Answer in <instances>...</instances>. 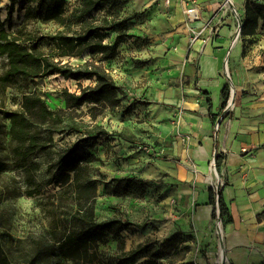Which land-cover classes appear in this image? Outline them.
Instances as JSON below:
<instances>
[{"label":"rangeland","instance_id":"1","mask_svg":"<svg viewBox=\"0 0 264 264\" xmlns=\"http://www.w3.org/2000/svg\"><path fill=\"white\" fill-rule=\"evenodd\" d=\"M49 2L17 0L15 12L9 19L11 0H0L5 27L14 34L21 29L32 31L36 36L55 34L63 26L44 21ZM196 4L202 11L201 20L192 24L202 30L198 35L190 31L183 9H177L176 4L167 7L164 0H108L102 9L92 11L89 16H107L115 22L106 39L116 44L115 47L95 59L88 50L79 56H54L73 66L93 60L113 75L120 88V106L100 111L95 121L110 135L100 136L93 148L89 150L91 141L82 140L84 134L72 132L61 137L56 134L60 143L76 145L78 154L89 150L97 156L92 174L98 180L95 212L99 220L120 217L133 224L117 236L110 234L108 241L100 245L106 264L116 259L120 240H125L128 251L150 238L163 240L176 231H180L184 239V249L174 254L178 263L221 264L218 191L223 189L224 182L221 177L216 182L209 181V173L218 168L213 156L208 161L209 168L198 166L199 162L192 157L194 144L188 126L196 124L186 120L190 111L188 104L192 101L189 97L195 94L196 79L200 78L205 57L218 56L221 49L224 51L233 41L236 30L243 26L247 7H254L264 17V0H234L233 4L228 0H196ZM80 5V0H67L66 11L70 13ZM123 19L127 20L130 35L118 42L119 21ZM199 39L204 42L202 49L195 46ZM209 42L213 46L210 51L206 49ZM39 47L45 52L53 48L48 39L40 41ZM188 50L193 51V56ZM237 50L238 59L233 53L231 58L236 61L235 69L245 76L244 85L237 89L245 88L247 99L260 100L264 106L263 18L255 34L243 35L241 31ZM228 66L234 80L231 59ZM8 68V58L0 57V76ZM221 75L230 85L231 100L232 87L224 67ZM95 83L92 79H68L59 74L28 80L16 77L10 86L0 80V110H23V91L36 93L52 108H66V90L79 93L82 87ZM91 106L86 103L78 109L79 118L83 115L86 121L93 122L88 113ZM258 115L264 116V110ZM217 127L216 123L215 140ZM133 136L143 141L131 142L128 137ZM18 145L11 135V121L0 112V241L13 259L33 254L40 240L53 246L63 236L65 228L57 224L55 211L63 218L74 209L69 203L58 206L55 193L60 186L53 179L55 169H50L55 155L37 151L24 160L17 155ZM213 155L215 157V150ZM126 176L149 180L143 196L134 191L120 195L112 191L113 179ZM202 184L216 189V216L205 227H198L195 210L201 207L200 198L208 188ZM195 198L198 199L196 205ZM220 224L225 237L222 217ZM44 255L40 254V264H46ZM47 256L55 262V249L51 248ZM56 263L73 264L68 259ZM131 264H148V258L141 256ZM227 264H230L228 256Z\"/></svg>","mask_w":264,"mask_h":264},{"label":"trees","instance_id":"2","mask_svg":"<svg viewBox=\"0 0 264 264\" xmlns=\"http://www.w3.org/2000/svg\"><path fill=\"white\" fill-rule=\"evenodd\" d=\"M80 1L81 5L68 13L67 0H50L44 21L57 22L63 28L49 35L36 36L32 31L24 29L14 34L7 30L0 13V57L6 56L9 60V68L0 76L3 84L12 85L16 77L28 80L53 74L68 79H92L96 82L82 87L79 93L66 90L64 94L66 108H52L36 93L23 91V110H0L3 117L11 121V135L19 143L17 155L20 158L26 160L37 151L55 155L50 169H55L53 179L60 186L55 193L58 206L69 203L74 207L69 215L65 214L63 218H60L57 210L55 211L57 224H63L65 228L63 236L55 241L53 246L40 240L33 254H22L13 259L0 241V264H40L39 260L42 258L40 254L43 253L46 255H44L46 264H57L56 262L61 259L71 260L73 264H106L101 255L100 245L108 241L110 234L117 236L133 226L132 222L120 217L99 220L96 216L98 180L92 174V167L98 158L89 151L96 145L95 141L100 136L110 135L103 125L95 121L100 111L120 106V88L113 75L93 60L80 66H73L54 57L79 56L88 50L95 59L97 55L111 51L116 45L106 41L109 32L116 25L115 22L107 16L103 18L89 16L92 11L102 9L108 0ZM16 2L17 0H11L8 7L9 19L15 12ZM260 18L264 19L259 11L254 7H247L242 34H255ZM119 25L121 31L118 42L130 35L127 31L126 19L120 20ZM43 39H48L52 43L53 48L50 52H45L39 47V42ZM230 93V85L226 83L222 89V111L228 106ZM204 94L208 96V104L212 107L210 93L205 91ZM86 103L92 104L88 113L93 122L86 121L83 115L79 118L77 110ZM72 132L84 134L82 140L91 141L89 150L78 154L76 145L71 142L60 143L59 139L56 140V134L61 137ZM128 139L135 143L143 141L136 136ZM217 166L221 171L222 155H217ZM148 182L149 180L139 176L114 178L112 191L117 195L134 191L143 196ZM208 191L209 203L215 208L216 189L210 187ZM218 200L224 224L232 222L233 217L224 199L223 189ZM215 216L214 210L213 217ZM51 248L55 249V262L47 256ZM119 249L116 259L107 264H131L141 256L148 258V264H185L178 263L174 257L176 251L184 249V239L180 231L171 233L163 240L150 238L128 251L125 240H120ZM163 259H167V262H162Z\"/></svg>","mask_w":264,"mask_h":264},{"label":"crops","instance_id":"3","mask_svg":"<svg viewBox=\"0 0 264 264\" xmlns=\"http://www.w3.org/2000/svg\"><path fill=\"white\" fill-rule=\"evenodd\" d=\"M212 48L211 43L206 47L208 51ZM237 49L233 52L236 60L239 57ZM221 50L218 56L211 57L207 67L202 64L195 94L189 97L192 101L188 104L190 111L186 113V120L196 124L188 126L194 144L191 153L199 162L197 165L204 168H209L207 164L214 150L223 157L219 174L224 182V199L233 217L232 222L224 224V241L230 264H264V116L258 115L264 106L260 100L253 102L247 99L245 88L238 91L237 88L244 85L245 76L235 69L236 61L230 57L237 102L228 110H221L222 89L227 83L221 75L226 49ZM201 90L210 93L212 107L208 104L207 95L200 94ZM206 187L200 198L202 205L195 210L194 220L198 227H205L213 218L214 206L209 203L210 187ZM197 203L195 198V205Z\"/></svg>","mask_w":264,"mask_h":264},{"label":"bare ground","instance_id":"4","mask_svg":"<svg viewBox=\"0 0 264 264\" xmlns=\"http://www.w3.org/2000/svg\"><path fill=\"white\" fill-rule=\"evenodd\" d=\"M232 2V4L234 3V0H230ZM239 29L236 30V33H235V37L233 39L232 42H230L228 45H227V48L225 50V55H224V58H223V66H224V69L228 72L229 70V66H228V62L230 60V57L232 55V53L239 47ZM210 44V42H209ZM204 45V42L202 39H199L197 42H196V48L198 49H202ZM188 53L191 54V56H193V51L191 50H188ZM187 54H184V57H186ZM211 61V57L209 56H206L205 57V60H204V66L207 67L208 66V63ZM177 65L178 63L175 64V67L174 69L177 68ZM232 84H233V87L235 88V91H236V82L233 80L232 81ZM234 91V94L232 95L231 97V100H230V107H233L236 102H237V94L236 92ZM213 162H215V157L213 155ZM220 178V174L217 170V168H213L211 173H209V181L211 182H216L218 181ZM219 222V225H218V232L220 233L221 235V238H220V251H221V254H220V263L221 264H227V252H226V247H225V241H224V237H223V230L221 228V224H220V221Z\"/></svg>","mask_w":264,"mask_h":264},{"label":"built area","instance_id":"5","mask_svg":"<svg viewBox=\"0 0 264 264\" xmlns=\"http://www.w3.org/2000/svg\"><path fill=\"white\" fill-rule=\"evenodd\" d=\"M228 2L231 1L228 0ZM164 4L167 7H171L174 4H176L177 7L183 9L187 22L190 24V31L195 33L196 35L202 32V30H199L195 26H192V24L197 23L202 18L201 6L199 4H196V0H164ZM240 24L242 23L240 22ZM243 150L246 151V149ZM216 157H217V151H215V162H214L215 166L217 167ZM219 187L220 186L218 185V188ZM218 194H220L219 191Z\"/></svg>","mask_w":264,"mask_h":264},{"label":"water","instance_id":"6","mask_svg":"<svg viewBox=\"0 0 264 264\" xmlns=\"http://www.w3.org/2000/svg\"><path fill=\"white\" fill-rule=\"evenodd\" d=\"M241 31H242V28H240V30H239V35L241 34ZM228 78H229V82H230V84H231V87H232V95L234 94V87H233V84H232V80H231V76H230V74H229V70H228ZM229 102H230V100H229ZM230 108V103H229V105L227 106V110ZM217 170H218V168H217ZM218 219H219V221L221 222V206H220V203H219V205H218Z\"/></svg>","mask_w":264,"mask_h":264}]
</instances>
